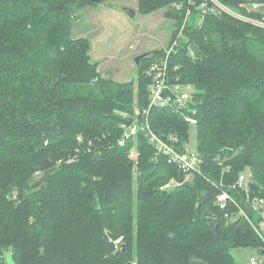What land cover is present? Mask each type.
Wrapping results in <instances>:
<instances>
[{
	"label": "trees",
	"instance_id": "16d2710c",
	"mask_svg": "<svg viewBox=\"0 0 264 264\" xmlns=\"http://www.w3.org/2000/svg\"><path fill=\"white\" fill-rule=\"evenodd\" d=\"M104 1L0 0V264L10 250L16 264H242L232 249L263 252L264 219L248 199H264V27L211 2L204 12L203 0H138L139 12L174 21L168 47L184 26L169 72L194 87L202 160L185 180L146 133L120 143L149 108L147 71L165 50L143 58L135 79L103 76L72 28L79 9ZM219 1L243 13L264 4ZM148 120L190 141L182 113L153 107ZM246 170L248 190L237 185Z\"/></svg>",
	"mask_w": 264,
	"mask_h": 264
},
{
	"label": "rangeland",
	"instance_id": "374dc122",
	"mask_svg": "<svg viewBox=\"0 0 264 264\" xmlns=\"http://www.w3.org/2000/svg\"><path fill=\"white\" fill-rule=\"evenodd\" d=\"M126 9L135 10L131 14ZM138 0H105L97 6L79 9L74 18L72 35L87 37L91 42L92 61L99 62V71L115 81H130L137 76L135 59L140 54L168 49L174 30V21L166 18L164 9L152 13L138 11ZM264 19V18H263ZM188 147L197 150V132L190 126ZM245 174L250 180V171ZM264 230V223L262 224ZM240 262L251 264V259H264L263 253L253 247H239L231 250Z\"/></svg>",
	"mask_w": 264,
	"mask_h": 264
},
{
	"label": "built area",
	"instance_id": "2783aa9c",
	"mask_svg": "<svg viewBox=\"0 0 264 264\" xmlns=\"http://www.w3.org/2000/svg\"><path fill=\"white\" fill-rule=\"evenodd\" d=\"M209 2L214 6L213 9H219L227 14L234 16L238 19L251 22L253 24L264 27V19L253 17L252 14L260 13V8L264 6L261 3H245L242 4L247 13L236 11L219 0H203L201 3V8L205 12L208 9ZM191 5L195 4V0H189ZM191 13V8L188 9L186 20ZM183 28L182 27L179 36L174 40L172 45L165 50V54L159 61L151 64L147 71V75L151 78L150 84V104L148 110L142 112H137L138 116L131 124H124V133L120 140L121 144H124L127 139L134 138L137 139L139 133L144 132L149 136L150 141L154 143L157 147L158 153L165 155L169 158L170 162L177 163L186 173V179L188 180L195 172H198L201 165V158L196 151H192L188 147V143L179 146L177 139L175 137L167 136L162 137L151 130L150 123L148 120L149 110L153 107L161 108H171L176 112H180L185 117V120L190 124H196L195 109L193 107V94L194 87L191 84H186L180 82L179 78L174 77L169 72L171 54L174 49L179 45L181 39L183 38ZM191 54L194 55L193 49L190 50ZM177 69V68H176ZM133 149V148H132ZM131 149V150H132ZM135 150L131 151V155H134ZM248 177L246 174L242 173L239 177L237 185L245 190H248ZM180 182L177 180H170L164 185V188H173L179 185ZM218 203L222 208L227 206L229 200H231L230 193L227 191L222 192L218 198ZM253 211L258 212L264 219V199L258 198L254 200H249ZM240 214L245 215L243 210H240ZM252 264H264V259L257 260L255 258L251 259Z\"/></svg>",
	"mask_w": 264,
	"mask_h": 264
},
{
	"label": "water",
	"instance_id": "95a60500",
	"mask_svg": "<svg viewBox=\"0 0 264 264\" xmlns=\"http://www.w3.org/2000/svg\"><path fill=\"white\" fill-rule=\"evenodd\" d=\"M126 10L131 14V16H134L136 14L135 10H132V9H126ZM154 51L155 50L146 51V52L140 54L139 56H137L135 59L136 65L140 66L142 59L147 57V56L152 55L154 53ZM193 51L195 53L197 52V49L195 46L193 47ZM180 180H182V173L180 174ZM6 262H7V264H16L15 259H14V251L13 250H10L6 254Z\"/></svg>",
	"mask_w": 264,
	"mask_h": 264
},
{
	"label": "crops",
	"instance_id": "0c3cea01",
	"mask_svg": "<svg viewBox=\"0 0 264 264\" xmlns=\"http://www.w3.org/2000/svg\"><path fill=\"white\" fill-rule=\"evenodd\" d=\"M260 13L264 16V6H262L261 8H260ZM261 253H263V255H264V251L263 252H261ZM237 260V259H236ZM240 262V261H239ZM242 264H246V263H244V262H241ZM252 264V263H251Z\"/></svg>",
	"mask_w": 264,
	"mask_h": 264
}]
</instances>
